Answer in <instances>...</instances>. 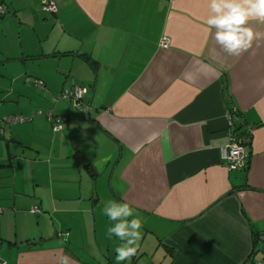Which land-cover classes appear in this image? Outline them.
Returning a JSON list of instances; mask_svg holds the SVG:
<instances>
[{"label":"crops","instance_id":"obj_1","mask_svg":"<svg viewBox=\"0 0 264 264\" xmlns=\"http://www.w3.org/2000/svg\"><path fill=\"white\" fill-rule=\"evenodd\" d=\"M39 1L0 0V261L117 264L114 200L143 224L122 264L259 262L264 39L223 52L209 0ZM73 88L79 107L57 97ZM246 137V168L227 170L220 149Z\"/></svg>","mask_w":264,"mask_h":264},{"label":"clouds","instance_id":"obj_2","mask_svg":"<svg viewBox=\"0 0 264 264\" xmlns=\"http://www.w3.org/2000/svg\"><path fill=\"white\" fill-rule=\"evenodd\" d=\"M210 14L206 19L208 31L213 29L214 41L230 56H238L252 48L254 42L264 39V32L254 30L250 21L264 24V0H209ZM60 127H63L61 124ZM105 161H101L99 167ZM103 215L114 222L107 228V238L115 236L121 243L115 248V261H131L139 250L143 227L139 214L129 203L108 200L104 202ZM131 218V219H130ZM65 234V239L67 238ZM70 257L59 256V264H69ZM3 264H8L3 259Z\"/></svg>","mask_w":264,"mask_h":264},{"label":"built area","instance_id":"obj_3","mask_svg":"<svg viewBox=\"0 0 264 264\" xmlns=\"http://www.w3.org/2000/svg\"><path fill=\"white\" fill-rule=\"evenodd\" d=\"M40 10L45 13H52L54 11L53 4L50 0H40ZM6 8L0 4V15L5 13ZM169 44V41L166 37L161 38L158 43L160 48H165ZM85 89L82 88H73L67 93H60L57 97L61 100H72L75 103V106H80V100L85 95ZM52 130L54 132L60 131L63 125L64 119L58 116H52L50 113H46ZM6 125H13L16 123H21L24 119L15 117H7L2 120ZM249 132V131H248ZM1 134V129H0ZM248 143V138H233L231 141L220 149V160L223 163L224 167L229 171H240L244 168V161L246 159V144ZM34 211V210H33ZM0 264H3L0 261ZM256 264H264V256Z\"/></svg>","mask_w":264,"mask_h":264},{"label":"trees","instance_id":"obj_4","mask_svg":"<svg viewBox=\"0 0 264 264\" xmlns=\"http://www.w3.org/2000/svg\"><path fill=\"white\" fill-rule=\"evenodd\" d=\"M0 4H2V3H0ZM5 8H6V7H5ZM5 13H6V10H5ZM5 13H4V14H5ZM4 14H3V15H4ZM3 15H0V16H3ZM82 58H83L84 60H87V61H88V59H87L86 57L82 56ZM247 148H248V143L246 144V158H247V156H248ZM245 168H246V164H244V168H243V169H245ZM243 169H242V170H243Z\"/></svg>","mask_w":264,"mask_h":264}]
</instances>
